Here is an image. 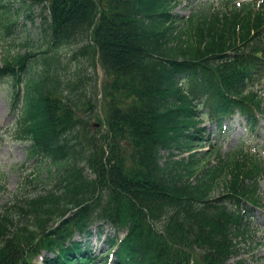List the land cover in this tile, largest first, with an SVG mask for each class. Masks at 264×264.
<instances>
[{"label":"trees","instance_id":"1","mask_svg":"<svg viewBox=\"0 0 264 264\" xmlns=\"http://www.w3.org/2000/svg\"><path fill=\"white\" fill-rule=\"evenodd\" d=\"M181 1L21 0L26 19L41 9L44 49L5 50L0 81L11 85L12 126L39 173L0 207V264H243L229 261L263 207L264 160L243 143L225 156L197 149L204 121L222 130L238 115L251 136L259 127L264 0L186 20L173 13ZM0 9L1 37L16 22ZM85 84L98 97V129L97 105L80 102ZM38 183L49 188L25 192ZM96 224L114 232L111 257L74 239Z\"/></svg>","mask_w":264,"mask_h":264},{"label":"rangeland","instance_id":"2","mask_svg":"<svg viewBox=\"0 0 264 264\" xmlns=\"http://www.w3.org/2000/svg\"><path fill=\"white\" fill-rule=\"evenodd\" d=\"M251 1L256 5V0H182L179 5L174 9L173 13L186 20L191 15L199 16V11L212 12V10L221 9L223 3L228 2L229 5H238L243 2ZM253 3V4H254ZM28 2H21V0H0V8H11L8 18L16 22V27L13 33L7 36L1 35L0 37V68L3 66V56L5 50L15 55L16 53L27 54L28 52L37 53L44 49L42 45V35L40 30V11L39 7L33 8L30 12V18H24V13H27ZM15 10H18L16 13ZM0 12L2 10L0 9ZM28 42L29 49L18 48L17 44ZM64 55V51H60L59 56ZM39 59V58H35ZM68 56L63 57V64H68ZM64 78V76L60 75ZM97 83V77L95 84ZM93 85V86H94ZM11 85L7 81H0V207L7 202L10 197L23 190V186L27 180L37 177L39 170L35 169V163L27 160L26 157V144L17 139L15 130L12 126L13 117L11 111ZM87 93L92 103L96 105L95 90L91 87L88 88ZM264 94L261 98H263ZM80 102L85 103V97H81ZM84 109V107L82 108ZM97 110L93 109V115L90 118V124L95 125L98 120L95 117ZM259 129L251 136L246 132L244 121L239 116H234L229 122H225L224 131L218 130L214 125L204 121L202 127L205 129L204 139L207 140L203 143L202 147L197 149L201 152H210V148L218 150L221 156H225L229 152L236 150L240 146V142L244 144L246 149L264 160V111L258 115ZM103 119V116L101 117ZM94 127V126H93ZM98 129L99 127H94ZM244 149V150H246ZM212 162L215 160L212 159ZM40 179L46 178V172H40ZM48 189L49 186H44L38 183L37 186L33 185L25 187V192L38 193L43 188ZM220 191V188L214 192ZM258 196L260 197L263 207L261 210H255L251 215L252 228L251 237L247 238L245 242L239 245V253L237 259H231L230 263L235 260H241L243 264H264V174L259 181ZM100 225V224H99ZM98 224L93 225L90 229V237L75 236L77 241L84 240L88 245V250L96 256H103L109 252L106 239L114 235L113 230L108 226H103V232L99 234ZM125 235V232L119 234L120 238ZM45 255L44 252L36 257L35 261H40ZM111 257V256H110Z\"/></svg>","mask_w":264,"mask_h":264},{"label":"water","instance_id":"3","mask_svg":"<svg viewBox=\"0 0 264 264\" xmlns=\"http://www.w3.org/2000/svg\"><path fill=\"white\" fill-rule=\"evenodd\" d=\"M98 71H99V82H101L102 79V71L101 69L98 67Z\"/></svg>","mask_w":264,"mask_h":264}]
</instances>
